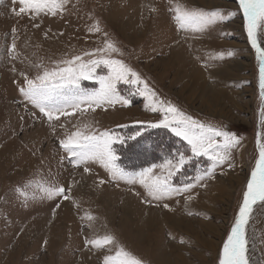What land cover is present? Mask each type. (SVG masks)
<instances>
[{
  "label": "rangeland",
  "instance_id": "374dc122",
  "mask_svg": "<svg viewBox=\"0 0 264 264\" xmlns=\"http://www.w3.org/2000/svg\"><path fill=\"white\" fill-rule=\"evenodd\" d=\"M181 2L236 15L202 33H185L177 31L172 20L171 0H69L66 11L56 16H16L12 9L19 10L18 0H0V264H103L114 249L92 248L86 239L105 234L114 235L144 264H163L162 253L164 264H219L258 158L257 133L264 130L259 66L238 0ZM97 21L101 31L90 32ZM13 40L15 58L8 52ZM106 40L120 50L112 57L136 70L160 99L235 133L241 142L232 152L234 167H218L206 187L151 203L145 202L149 198L139 184L113 181L98 164L89 165L90 173L83 166L75 168L59 145L73 125L89 122L127 136L139 130L135 121L155 122L161 114L145 109L147 100L135 94V86L120 84L121 95L133 93L129 106L97 108L50 124L19 92L20 72L34 77L33 65L51 67L52 61L102 48ZM97 72L104 75L107 68ZM81 86L99 87L94 80H82ZM125 124L127 128L117 127ZM114 147L117 163L130 172L162 163L177 151L191 155L186 142L163 127L147 129ZM208 163L206 157L193 158L173 183L191 182ZM41 182L62 185L69 199L47 198L38 187ZM186 195L194 199L186 202ZM248 233L250 239L255 237L253 260L264 264V204L256 206Z\"/></svg>",
  "mask_w": 264,
  "mask_h": 264
},
{
  "label": "snow or ice",
  "instance_id": "6c2138e0",
  "mask_svg": "<svg viewBox=\"0 0 264 264\" xmlns=\"http://www.w3.org/2000/svg\"><path fill=\"white\" fill-rule=\"evenodd\" d=\"M13 2L15 3L16 0ZM18 2L19 10L12 9L16 16L22 14L56 16L66 11L69 0H18ZM171 2L169 12L176 29L185 33H202L210 26L227 21L236 15L235 11L219 8L190 7L181 0H171ZM238 7L243 14L248 40L256 51L262 102L260 123L264 125V47L261 46V37H264V0H238ZM152 11L156 9L153 8ZM12 31L15 34L16 29L13 28ZM89 31L100 32L99 22L90 27ZM15 49L16 43L13 40L8 49L12 58H15ZM119 51L114 42L106 40L102 48L52 61L51 67L43 63L33 65L37 69L34 77L30 78L26 72H20L23 85L19 86V92L26 101L39 109L50 124L58 123L61 117L77 113L83 115L89 110L94 112L97 108L106 110L109 107L114 108L117 104L123 107L129 106L133 93H129L127 97L121 95L118 87L120 84L135 86V94L144 96L147 100L145 109L161 114L162 118L155 122L135 121L134 124L139 125V130L127 136L119 135L113 129L100 130L89 122L73 125V130L66 131L64 137L59 139L60 148L67 154L70 163L75 168L83 166L85 173L91 172L90 164H98L106 170L113 181L123 180L129 184H139L149 198L145 201L147 203L163 201L182 193L188 194L196 187H206L205 182L214 178L218 167L226 163L228 167H234L232 152L240 144V138L223 127L194 118L171 101L160 99L136 70L122 59L112 57V53ZM232 54L233 52L229 50L228 55ZM219 58H223V53L219 54ZM101 66L107 68V73L104 75L97 72ZM12 70L16 71L15 68ZM82 80H94L99 87L84 88L81 86ZM59 127L65 128L66 125L59 124ZM117 127L127 128L128 125ZM161 127L169 129L176 137L185 141L188 146L187 151L191 155H186L185 151H177L174 156L165 157L162 163H153L149 167L133 172L126 171L117 163L119 156L115 144L124 145L127 141L140 137L147 129ZM55 130L53 127V132ZM256 143L258 158L247 181L234 223L223 243L219 264H256L251 255L255 237L249 238L248 228L256 206L264 204V130L258 131ZM196 157H206L209 162L207 167L198 170L197 174L190 178L191 182L174 184L173 177L180 174ZM99 183L103 184L104 181L100 180ZM38 187L49 199L61 195L64 199H69L62 185L41 182ZM22 194L27 195V192ZM192 199H194L193 195H186V202ZM163 206L169 207L168 204ZM87 219L92 221L94 217L89 213ZM181 242L183 243V239ZM86 245L95 249H105L110 246L114 249V254L103 257V264H144L141 258L118 244L115 236L111 234L86 239Z\"/></svg>",
  "mask_w": 264,
  "mask_h": 264
},
{
  "label": "bare ground",
  "instance_id": "6f19581e",
  "mask_svg": "<svg viewBox=\"0 0 264 264\" xmlns=\"http://www.w3.org/2000/svg\"><path fill=\"white\" fill-rule=\"evenodd\" d=\"M125 201V200H124ZM123 207V206H122ZM130 211V210H129ZM125 212V211H124ZM130 213V212H129ZM128 218V217H127ZM129 218H130V220H132L133 218H134V216L132 217V215L130 214V216H129ZM129 218H128V221H129ZM125 223H127L128 224V222H125ZM144 223H146L145 225H146V227H147V220H145L144 221ZM136 228V227H135ZM138 229V228H137ZM135 231H137V230H135ZM163 255L161 256V258H162V260H161V263L163 262V264L166 262V258H165V256H164V253H162ZM157 256V255H156ZM158 257H160V255H158ZM160 259V258H159ZM168 260V259H167Z\"/></svg>",
  "mask_w": 264,
  "mask_h": 264
},
{
  "label": "trees",
  "instance_id": "16d2710c",
  "mask_svg": "<svg viewBox=\"0 0 264 264\" xmlns=\"http://www.w3.org/2000/svg\"><path fill=\"white\" fill-rule=\"evenodd\" d=\"M149 136V135H148Z\"/></svg>",
  "mask_w": 264,
  "mask_h": 264
}]
</instances>
